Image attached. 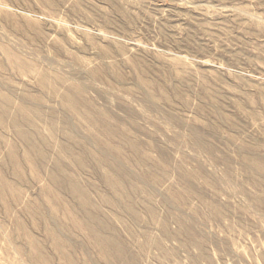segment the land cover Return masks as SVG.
Listing matches in <instances>:
<instances>
[{
	"label": "rangeland",
	"instance_id": "obj_1",
	"mask_svg": "<svg viewBox=\"0 0 264 264\" xmlns=\"http://www.w3.org/2000/svg\"><path fill=\"white\" fill-rule=\"evenodd\" d=\"M0 106V264H264V0H0Z\"/></svg>",
	"mask_w": 264,
	"mask_h": 264
},
{
	"label": "bare ground",
	"instance_id": "obj_2",
	"mask_svg": "<svg viewBox=\"0 0 264 264\" xmlns=\"http://www.w3.org/2000/svg\"><path fill=\"white\" fill-rule=\"evenodd\" d=\"M5 51H8V50H5ZM5 55L7 56L8 60L7 59L6 60L10 62L11 67L16 69L18 71V74L21 77H28V79L34 80L35 82H37V84L41 86H52L51 91L53 92V94L58 95L61 101L63 102V104L66 105L71 110H75L77 106H81L80 103L78 102L77 96L79 95L81 96V93L84 90H82L81 88H73V89L68 88V89H64L63 91L59 93L58 90L54 88L53 86H56L55 84H58V83H62V84L66 83L68 81L67 79H64L60 76H56V75L54 76V75L48 74L46 73L44 69L39 70V68H37L36 65L32 61L28 59H24L21 56H16L14 55V53L9 54L8 52H6ZM3 99L7 100L6 102L9 101L8 97L3 96ZM7 110L8 108L6 106L4 107L0 106V111L2 112V114H5L6 116L9 115ZM80 110H84V109L81 107ZM20 111L21 113H23L25 117H30L34 114H39L38 111L30 110L24 106L21 107ZM25 121H27V119H25ZM12 123H13V127L16 129L15 131H17V134L21 137H25L23 132L19 130V127H20L19 125L21 123L18 121V123L20 124L18 123L16 124L15 121L13 120H12ZM73 190L77 192H81L78 188H76V186L73 187Z\"/></svg>",
	"mask_w": 264,
	"mask_h": 264
}]
</instances>
